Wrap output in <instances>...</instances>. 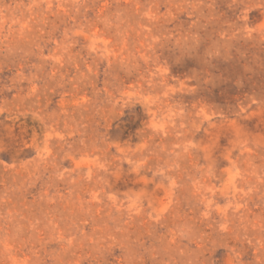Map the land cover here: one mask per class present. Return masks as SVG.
I'll use <instances>...</instances> for the list:
<instances>
[{
    "label": "rangeland",
    "instance_id": "rangeland-1",
    "mask_svg": "<svg viewBox=\"0 0 264 264\" xmlns=\"http://www.w3.org/2000/svg\"><path fill=\"white\" fill-rule=\"evenodd\" d=\"M0 264H264V0H0Z\"/></svg>",
    "mask_w": 264,
    "mask_h": 264
}]
</instances>
